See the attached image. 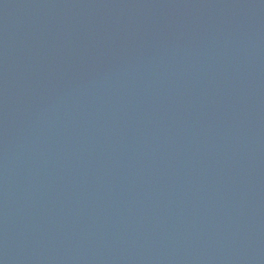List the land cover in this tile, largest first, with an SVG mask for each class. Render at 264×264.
Returning a JSON list of instances; mask_svg holds the SVG:
<instances>
[{
	"label": "water",
	"instance_id": "95a60500",
	"mask_svg": "<svg viewBox=\"0 0 264 264\" xmlns=\"http://www.w3.org/2000/svg\"><path fill=\"white\" fill-rule=\"evenodd\" d=\"M0 264H264V0H0Z\"/></svg>",
	"mask_w": 264,
	"mask_h": 264
}]
</instances>
